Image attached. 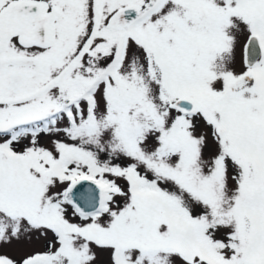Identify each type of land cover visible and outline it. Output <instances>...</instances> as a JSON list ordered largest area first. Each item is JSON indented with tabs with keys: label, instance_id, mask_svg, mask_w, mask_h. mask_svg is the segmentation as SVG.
<instances>
[{
	"label": "snow or ice",
	"instance_id": "1",
	"mask_svg": "<svg viewBox=\"0 0 264 264\" xmlns=\"http://www.w3.org/2000/svg\"><path fill=\"white\" fill-rule=\"evenodd\" d=\"M0 264H264V0H0Z\"/></svg>",
	"mask_w": 264,
	"mask_h": 264
}]
</instances>
